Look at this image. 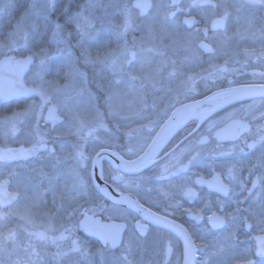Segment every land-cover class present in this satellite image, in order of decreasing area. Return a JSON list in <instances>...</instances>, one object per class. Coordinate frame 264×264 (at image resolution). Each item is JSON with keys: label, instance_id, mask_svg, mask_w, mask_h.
I'll return each mask as SVG.
<instances>
[{"label": "rangeland", "instance_id": "rangeland-1", "mask_svg": "<svg viewBox=\"0 0 264 264\" xmlns=\"http://www.w3.org/2000/svg\"><path fill=\"white\" fill-rule=\"evenodd\" d=\"M132 1L99 0L102 7L96 10L97 21L93 22L99 31L85 43L89 56L86 61L80 48L82 29H78L76 20L88 8L89 0H55L52 6L49 0H0V8L5 9L0 13V57L33 55L26 82L35 88L33 98L15 102L8 112H0V152L13 145L30 146L48 140H58L62 150L60 154H47L29 163L0 161V182L9 178L10 190L19 193L17 202L0 208V217H6L0 219V264H119V258L125 256L132 264H138L134 255L136 245L130 249V255L126 248L132 233L127 234L119 249L97 247L83 254L68 255L64 254L69 244H50L38 237L39 233L58 236L60 210L69 206L72 194L76 193L74 203L79 212L84 194L79 181L89 187L84 171L88 168L87 154L82 153L77 161L72 153H65L69 152V142L76 140L72 144L74 150L86 131L100 132L105 124L137 128L159 123L161 119L155 118L156 113L152 116L154 108L169 110L214 91L211 77H220L226 84V76L236 75L241 80L249 68L264 70V8H253L248 0H214L216 7L195 11L205 25L216 16L227 20L224 30L208 37L216 51L208 55L197 47L202 39L200 33L186 31L180 18L169 20L173 9L169 0H153L150 13L139 20ZM57 25L62 28L66 44L60 43L59 47H67V56L57 51V42L52 39ZM127 38L138 47L136 64L130 68L126 64L121 71L122 75L137 76L135 84L118 77L109 78L103 71L106 44L105 50L112 45L113 55L120 45L124 60L120 57L117 60L121 64L129 60L131 44L129 47L124 43ZM7 44H11V50L5 47ZM224 64L229 70L223 77L218 68ZM49 104L57 105L65 118L54 131H49L43 121ZM235 112L237 109L226 111L224 116ZM71 130L78 133L72 137ZM52 168L55 171L50 173ZM43 208L45 213L41 216L45 220L41 222L37 219L38 210ZM203 239L198 264L206 260L209 264H233L251 258L225 236L217 240V236L207 232ZM172 262L181 264V258L173 254ZM257 264H264V259Z\"/></svg>", "mask_w": 264, "mask_h": 264}, {"label": "flooded vegetation", "instance_id": "flooded-vegetation-1", "mask_svg": "<svg viewBox=\"0 0 264 264\" xmlns=\"http://www.w3.org/2000/svg\"><path fill=\"white\" fill-rule=\"evenodd\" d=\"M192 1L180 0V10L172 18L168 16L169 20L174 21L180 18L182 24L184 16L195 15L202 21L203 27H208L209 24L205 25L195 11L211 7L193 8ZM153 2L152 0V7ZM175 9L173 8L171 11H175ZM135 12L138 15V20L147 17L150 13L146 16H140L137 9H135ZM184 29L188 32L201 34V28L189 30L184 27ZM213 33L217 32H210L208 37ZM208 37L206 40L209 43ZM124 43H128L129 47L131 44L129 60L127 62L122 61L123 64H121L117 57H122L120 51L123 49L119 50L120 45L118 44L116 46L117 54L113 55L112 45L105 50L108 46L106 44L104 47L103 71L109 78L118 77V80H127L135 84L137 76L129 75V73L122 75L123 72L121 70L126 64L128 68L136 64L135 59L138 47L135 44L136 42L133 43L132 39L129 38ZM143 49L147 50V47H143ZM121 59L124 60L123 58ZM225 69L227 70L222 73L223 77V74L229 70L227 65ZM263 73L264 70L262 69L249 68L241 80H238L239 77L236 75H229L225 78L226 84L222 83L220 77H211L210 82L215 84V88L212 89L214 91L244 84H264ZM229 79H232L231 84ZM211 92L209 91L181 102L169 110L158 111L157 108H154L152 116L156 113L155 118L161 119L159 123L139 125L137 128H134V125L119 124L107 126L105 124L101 126L103 129L100 132L94 130L86 131L84 139L80 141L79 145L75 146L74 150H72V144L77 142L76 140L70 141L69 152L65 153H72L77 161L82 153L87 154L88 168H85L84 171L86 172L89 187L82 191L84 194H82L79 212L74 211L69 215V206H64L60 210V232L57 233L58 236H46L45 233H39L38 237L41 240L47 239V243L50 244H69L65 252L68 254L78 253L71 251V246L74 242L81 245L85 252L92 251L97 247L116 250L125 243L128 233L133 234L134 224L138 221L147 228L149 233L143 244L135 246L134 255L137 258V263L139 261L138 264H173V254L176 258L177 256L178 258L180 257L181 264H184L186 249L183 241L174 232L166 229L164 225L183 228L188 232L196 249L195 264L199 263L202 251L199 244L205 241L203 237L207 232L208 235L217 236V240L223 239L225 236L229 242L237 244L242 252L245 251L248 255H251V258L246 256L248 259L244 261L237 260L233 264L246 263L248 261H254V264H257L258 261L263 260L264 256L261 258L255 256V237L264 235V232H262L264 224L258 223V221H264V201L261 200L262 186L258 185L253 188L251 183L264 174V167L260 166L262 150L248 149L246 144L251 143L253 137H258L261 131H264V97L235 103L203 119L197 117L178 119L179 122L172 127L171 131H168L160 142H155L151 155L148 157L147 165L137 166L133 164L152 145L160 128L177 106ZM102 96L104 99L105 93H102ZM135 96L137 97V95ZM24 100L27 99L1 104L5 106L0 112H8L12 104L15 102L21 103ZM233 109L235 111L237 109V112L231 114V116H224L226 111H232ZM230 122L231 126L223 130ZM44 124L49 131H54L59 126L53 127L45 122ZM244 125L247 126V131L242 127ZM209 129H211V133H209ZM77 133V131L71 130L69 134L73 137ZM205 137L207 138V143H200L201 138ZM63 143L65 146L66 143ZM40 144H46V150L27 159L20 157L8 162L22 161L29 163L38 157H46L47 154H60V151H62L58 140L42 141L33 145ZM19 146L23 148L29 147L22 144L8 147L3 152H0V161L4 162L1 157L7 149ZM129 148L132 151H129ZM213 149L215 150L212 152ZM100 152L103 153V157L99 163L97 174L103 183L109 187L106 191L107 196L99 192L94 181V161ZM194 157L195 159H193ZM122 161L125 162L126 167H122ZM233 166L235 179H229L228 169ZM52 170L55 171L52 168L50 173H52ZM114 177H119V179H113ZM9 181L10 187L11 180L9 179ZM197 181L200 182L197 183ZM43 184L46 185L45 182ZM221 186L227 187L229 193L227 196L223 192L218 191ZM110 189L121 195L131 197L140 205V212L133 211L125 204H122V207L127 210L124 216L109 218L107 213L100 212L97 205L103 204L109 209L112 207L113 200L109 199ZM189 190L194 192L195 195H187L186 193ZM71 200L69 204L76 209L77 205L74 203L77 200L76 193L72 194ZM89 209L93 211H88ZM38 211L40 215L37 219L43 222L45 219L41 214L45 213V209ZM129 212L131 215H128ZM213 213L221 218L224 213H231L232 216L225 222V225L219 228H212L208 218ZM85 216L87 217L89 233H95L97 222L99 225L116 226L114 228L118 230L123 229L120 247L112 248L110 243L102 246L97 238L82 229L80 222ZM145 216L149 218L145 219ZM246 220L252 223L253 227L251 229L245 227ZM106 233L111 236L112 233H117V231L108 228Z\"/></svg>", "mask_w": 264, "mask_h": 264}, {"label": "water", "instance_id": "water-1", "mask_svg": "<svg viewBox=\"0 0 264 264\" xmlns=\"http://www.w3.org/2000/svg\"><path fill=\"white\" fill-rule=\"evenodd\" d=\"M178 2V1H177ZM138 3H149L151 5L150 0H136L134 2V5ZM171 5H173V0L171 2ZM203 5H211L215 6L216 3L212 0H193L192 6L198 7ZM138 8L141 12V15H145L147 11L150 9V7L141 10V8ZM172 16V14H171ZM216 21H222V26L213 27V23ZM190 22V23H189ZM183 23L188 28L198 29L201 25V21L197 19L195 16H186L183 18ZM226 26V20L223 17H217L214 19L210 25V28L212 31H218L225 29ZM203 33L205 35L208 34V30L206 28L203 29ZM201 45H206L207 47H210L212 49V52H214L213 48L207 44L205 41H201L198 43V46L205 52L209 53L205 50L204 47H201ZM211 52V53H212ZM34 58L31 55H26L24 57H17L16 55H7L2 56L0 58V95L7 94L10 98L7 100H0L3 103H8L12 100L19 99V98H29L32 97L34 94V89L30 88L26 85L24 77L26 73L29 71L30 66L33 64ZM225 67H222L224 69ZM264 97V84H250V85H241V86H235L226 88L217 92H214L210 95H207L202 98L194 99L188 102H185L179 106H177L169 118L164 122L162 127L159 130L158 135L156 138H154L152 145H150L147 149V151L136 161L133 162V164H136L137 166H141V158H144L148 160V157L151 155V150L154 148L153 145L155 142H160L161 138L164 137L168 131H171L172 127L179 122L178 119L185 118H206L210 114L222 110L232 104H235L237 102H240L242 100H250V99H256V98H262ZM45 120L49 122L52 126L56 123L60 122L62 120L61 117L57 114V107L54 105H50L46 111L45 114ZM231 126V123L226 126L225 128H228ZM47 147V145L43 144L40 146H32L28 149H23L22 147H13L8 149L1 157L3 161H11L14 159H18L20 157L27 159L31 156H34L38 154L40 151L44 150ZM103 157V153L100 152L96 157L94 161V181L97 185V188L101 194H104V191H107L109 188L107 185L103 183V181L100 179V177L97 174V169L99 167V163ZM9 179L5 178L0 182V206L2 208H6L9 205L13 204L18 199V194L16 192H11L9 190ZM103 189L104 191H101ZM110 191V197L112 200L116 201H126L123 204H125L127 207L132 209L135 212H140V205L136 203L131 197L124 196L119 193L114 192L112 189ZM131 205V206H130ZM138 206V207H137ZM86 220L83 219L81 224L84 223ZM166 229L174 232L176 235H178L181 240L183 241L186 249V256L184 264H195L196 261V249L194 251H189L186 248L185 244V237L187 236L188 239L191 240L192 244L194 245L190 235L188 232L183 229L176 226H170V225H164ZM82 227V226H81ZM88 228V226H84V230L89 233V228L86 230L85 228ZM113 231L118 232V236L115 241V246H113L112 243V237L108 235V242L113 247H118L121 244L122 239V229H116L112 228ZM183 231H182V230ZM90 235L96 237L101 241L103 245L105 244V240L101 238L100 235L95 233H89ZM262 236H256V250H255V256L262 257L261 255L257 254V248L260 245L261 241L258 239ZM252 264H254V261H251ZM237 264H247L246 263H237Z\"/></svg>", "mask_w": 264, "mask_h": 264}, {"label": "snow or ice", "instance_id": "snow-or-ice-1", "mask_svg": "<svg viewBox=\"0 0 264 264\" xmlns=\"http://www.w3.org/2000/svg\"><path fill=\"white\" fill-rule=\"evenodd\" d=\"M54 3H55V0H49V6L54 5ZM248 4L253 8H264V0H248ZM172 6L177 8V10H180L177 0H173ZM101 7H102V5L99 3V0H89L88 8L85 10L84 13H81V15L76 20V24H77L78 29H82V31H79V33H80V48L82 50V53H83L86 61L89 59V56L87 53V49L85 48V43L87 42V40L93 39L94 37H96L97 31H99L96 27V23L94 24L93 22L97 21L96 10L100 9ZM136 7H139V8H141V10H144L148 7H151V5L149 3H138L136 5ZM4 11H5V9L0 8V13H3ZM172 15L174 16L175 13H172ZM218 26H222V21H216L213 23L214 28L218 27ZM124 27H125V29H127V27H129V24L126 22ZM17 29H20V24L17 26ZM61 33H62V28L59 25H57L53 31L52 39L56 40V42H57V45H58L57 51L61 52L65 56H67L68 55L67 47H65L63 49H61L59 47L60 43L65 44V41H64ZM13 35H15V33H13ZM25 39H27V37ZM5 47H8L9 50H11V44H7V45H5ZM201 47H204L205 50L209 53L212 52V49L210 47H207L206 45H201ZM68 59L71 60V57L68 56ZM41 63L43 64L44 61H41ZM226 70L227 69H222V71H226ZM189 79H191V77H189ZM9 98L10 97L7 94L0 95V100H7ZM242 127L244 128L245 131H247L246 125H244ZM209 133H211V129H209ZM200 143H202V144L207 143V138L206 137L201 138ZM246 147L248 149L262 150L261 151L260 166L264 167V131H261V133L258 135V137H253L252 142L247 143ZM129 151H132V149L129 148ZM113 154L115 155V153H113ZM82 159H83V157L81 156V160ZM193 159H195V157ZM141 162L144 163L145 166L148 163V161L144 158H141ZM122 167H126V164L123 161H122ZM233 171H234V166L230 167L228 169L229 179H235V177L233 175ZM113 179H119V177H114ZM199 182L200 181H197V183H199ZM251 183H252L253 188H256L258 185L262 186L261 187V200L264 201V174L257 177V179L253 180ZM79 185H80L81 190H83L85 188L83 181H79ZM101 191H104V190L101 189ZM218 191L223 192V194L225 196H227L229 194L228 189L225 186H221L218 189ZM248 191H250V190H248ZM104 194L106 196L108 195L106 191H104ZM186 194L189 196L195 195V193L191 192V190H189ZM109 199H111V197H109ZM124 202H126V201L113 200L111 209L105 207V205H103V204L97 205V207L99 208L100 212L107 213L109 218H111L113 216H124V214L127 212V210L122 207V204ZM69 209H70L68 211L69 215H71L72 212L76 211V209L73 208L71 204H69ZM88 211H93V210L89 209ZM93 214H95V212H93ZM128 215H131V213L129 212ZM231 216H232L231 213H224L223 217L221 218V217H218L215 213H213V215L210 216L208 219H209V222L211 223L212 228H219V227L225 225V222L228 221V219ZM5 218L6 217H0V219H5ZM125 218H127V217H125ZM148 218H149L148 216H145V219H148ZM197 218H199V217H197ZM133 219H135V217H133ZM155 219L158 220L159 218H155ZM258 223L264 224V221H258ZM86 225H88L87 217H86V221L84 223H82L80 226L84 227ZM114 227H116V226L99 225L97 222L95 232H96V234L100 235L101 238H103L105 240V244H107L108 243V235L106 234V229L114 228ZM245 227L251 229L253 227V225H252V223H250L249 221L246 220L245 221ZM85 229L88 230L87 227ZM262 232H264V229H262ZM8 235H9V237L12 236L11 230H9ZM148 235H149V233H148L147 228L143 224H140L137 221L136 224H134L133 234L131 236H129L128 244L126 247L127 251L129 252V255L131 254L130 249H132V247L134 245L143 244L145 239L148 237ZM117 236H118V232L111 234L113 246H115V241H116ZM258 239H260L261 243L257 248V254L264 256V237H259ZM185 244H186V248L189 251H194L195 245L192 244L191 240L188 239L187 236L185 237ZM71 251L80 252L81 254L84 253V249L82 248V246L76 244L75 242L71 246ZM64 255H68V253H65ZM101 255L103 256V253H101ZM89 264H90V262H89ZM119 264H132V261L128 260V258L126 256L120 257L119 258ZM203 264H209V260L204 261ZM247 264H252V262L248 261Z\"/></svg>", "mask_w": 264, "mask_h": 264}, {"label": "trees", "instance_id": "trees-1", "mask_svg": "<svg viewBox=\"0 0 264 264\" xmlns=\"http://www.w3.org/2000/svg\"><path fill=\"white\" fill-rule=\"evenodd\" d=\"M4 106H5V105H1V104H0V110H3Z\"/></svg>", "mask_w": 264, "mask_h": 264}]
</instances>
